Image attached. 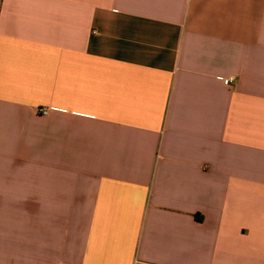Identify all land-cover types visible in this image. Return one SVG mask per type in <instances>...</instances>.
<instances>
[{"label":"crops","instance_id":"crops-1","mask_svg":"<svg viewBox=\"0 0 264 264\" xmlns=\"http://www.w3.org/2000/svg\"><path fill=\"white\" fill-rule=\"evenodd\" d=\"M0 264H264V0H0Z\"/></svg>","mask_w":264,"mask_h":264},{"label":"built area","instance_id":"built-area-1","mask_svg":"<svg viewBox=\"0 0 264 264\" xmlns=\"http://www.w3.org/2000/svg\"><path fill=\"white\" fill-rule=\"evenodd\" d=\"M235 80L236 79H234V78H228V79H225L224 80V83L226 84V85H232L234 82H235ZM47 109H42V113L43 114H46L47 113Z\"/></svg>","mask_w":264,"mask_h":264}]
</instances>
